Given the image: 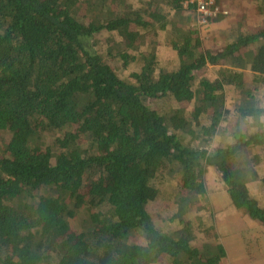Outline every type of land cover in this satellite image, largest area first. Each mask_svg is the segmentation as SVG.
I'll return each mask as SVG.
<instances>
[{
  "label": "trees",
  "instance_id": "16d2710c",
  "mask_svg": "<svg viewBox=\"0 0 264 264\" xmlns=\"http://www.w3.org/2000/svg\"><path fill=\"white\" fill-rule=\"evenodd\" d=\"M137 3L0 0V264H221L223 244L194 245L182 213L176 235L155 224L148 205L167 167L182 209L213 168L232 206L264 227L247 185L255 171L238 159L264 152V23L245 29L241 17L213 49L201 30L215 19L200 26L192 4ZM159 33L176 55L170 69ZM118 60L137 69L121 76Z\"/></svg>",
  "mask_w": 264,
  "mask_h": 264
},
{
  "label": "rangeland",
  "instance_id": "374dc122",
  "mask_svg": "<svg viewBox=\"0 0 264 264\" xmlns=\"http://www.w3.org/2000/svg\"><path fill=\"white\" fill-rule=\"evenodd\" d=\"M139 1L129 0L133 5L138 4ZM260 4L259 0H219V9L226 10L227 14H219L215 20L202 28L201 35L205 46L214 49L224 45L231 25L241 17L244 19L245 29L260 28L264 23V12L261 13L258 9ZM109 37L111 34L108 32H102L97 36L98 46L101 47L105 57L109 48ZM152 41L156 46L160 64L167 69L175 66L176 55L170 47L167 35L159 33L157 37H152ZM118 62L119 60L112 61L121 76H128L137 69L136 64L123 68ZM214 70L215 68L210 66L205 75L213 78ZM251 75L250 72L244 73L247 81L251 79ZM230 93L228 103L234 100V91ZM231 95H233L232 99ZM164 106V103L163 106L160 103L159 108L166 111ZM190 114H192L191 109L188 111V116ZM182 137L192 146L196 142L193 134L183 133ZM220 138L221 135L215 138L214 145H217ZM238 159L243 167L255 171V175L250 172L248 176L250 181L247 185L250 193L261 205H264V192L259 183V178L264 176V152L253 151L251 156L242 154ZM175 168L167 167L156 179L158 194L148 205V211L155 224L161 230L176 235L183 227L177 217L178 213H182V218L192 225L194 245L200 246L205 242H214L215 239L223 244L227 257L221 264H264V227L259 221L232 206L216 171L208 168L205 176L206 192L204 196L198 197V204L191 208L185 204V209H182L181 199L183 198L184 203L189 201L187 194L179 189V176L177 168V172H174ZM167 261L159 259L155 264H166Z\"/></svg>",
  "mask_w": 264,
  "mask_h": 264
},
{
  "label": "built area",
  "instance_id": "2783aa9c",
  "mask_svg": "<svg viewBox=\"0 0 264 264\" xmlns=\"http://www.w3.org/2000/svg\"><path fill=\"white\" fill-rule=\"evenodd\" d=\"M184 4H192L198 24L206 25L210 19H215L219 14H227L226 10H220L215 0H184Z\"/></svg>",
  "mask_w": 264,
  "mask_h": 264
}]
</instances>
